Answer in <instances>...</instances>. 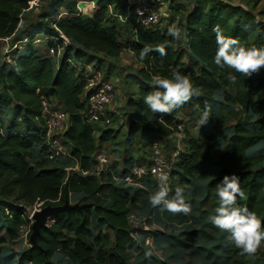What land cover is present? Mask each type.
Masks as SVG:
<instances>
[{
    "label": "trees",
    "instance_id": "1",
    "mask_svg": "<svg viewBox=\"0 0 264 264\" xmlns=\"http://www.w3.org/2000/svg\"><path fill=\"white\" fill-rule=\"evenodd\" d=\"M32 1L0 0V43L16 36L25 13L32 11L29 9ZM89 1L95 4L91 13L83 12L78 0H50L40 15L28 21L27 34L22 36L25 41L16 42L23 44L22 48L15 46L1 65L0 218L3 219L6 240L0 236V247L7 240L16 241L24 227L28 235L31 234L32 221L25 214L26 206L36 202H41L42 208L62 206L68 203L71 194H81L79 204L82 208L54 215L47 227L40 228L37 246L30 245L20 255L21 262L130 264V248L148 249L145 239L150 234L143 229L146 225L139 223V228H134L132 221L144 219L146 224L157 223L162 215L161 206L156 207L148 218L138 216L131 206V196L118 192L112 185L116 181L125 184L122 181L124 176L134 165L142 163L124 161L120 175L110 170L99 175L90 174L95 155L100 151L99 143L110 141L111 134L105 127L85 123L81 115L86 105V65L95 64L94 69L100 70L102 58L116 59L125 51L140 66L138 73L144 80V84L138 86L137 99L128 98L126 101L129 109L127 134H137L140 143L150 137L174 135L180 112L181 106L171 113H153L144 103V97L157 87L154 75L170 77L172 71L187 75L195 89L187 105L200 112L206 106L230 105L241 113H250L235 123L223 149L215 150L211 145L191 140L187 152L180 154L173 163L169 183L174 176H179L180 184H190L200 163L215 160L219 171L211 185H216L225 175L236 174L243 192L242 197L237 196V203L255 212L264 225V152H249L260 143L264 150V97L258 98L264 88L262 68L245 76L227 66H217L213 59L217 48L215 26L218 25L225 36L238 39L242 46L259 48L264 46V22L250 9L225 0H167L173 13L169 22L161 28H147L134 22L122 44L118 24L124 25L113 15L125 14L124 3L119 10L115 0ZM246 1L256 7L262 0ZM177 22H181L184 49L178 47L177 38L169 32L172 27L178 28L177 24L174 25ZM38 35L48 39L47 52L34 48ZM157 45L165 46L166 55L161 56L155 50ZM60 48L62 56L55 67L56 52ZM145 48L150 50L141 59L140 53ZM50 50L55 53L50 54ZM185 57L193 60L196 66L184 65ZM109 75L106 72L103 79L107 80ZM232 76L236 79L233 80ZM229 81L233 83L234 93H225L223 101L211 102L216 92L229 86ZM43 99L52 107L59 106L69 116V126L62 135L69 149V156L64 159L50 161L46 158L42 141ZM9 111L13 121L7 128L4 117ZM255 116L258 117L256 128L252 129L248 125ZM16 123L20 125L16 126ZM208 137L212 139L211 135ZM155 138L149 142L159 141ZM75 166L78 171H65V168ZM82 172L89 174L82 175ZM218 203L217 198L209 215L214 214ZM169 219L175 222L173 218ZM186 222L195 223L184 219ZM210 223L209 220L207 227L213 226ZM202 233L196 241L201 242L199 248L206 256H213V264H226L231 258L232 264H245L243 259L247 253H242L235 245L227 251L229 255L224 249L210 251L215 247L210 246L212 241L206 232ZM193 241L192 237L188 242L177 239L174 246L182 251ZM180 250L176 251L181 254ZM172 262L170 256H165L160 264Z\"/></svg>",
    "mask_w": 264,
    "mask_h": 264
},
{
    "label": "rangeland",
    "instance_id": "2",
    "mask_svg": "<svg viewBox=\"0 0 264 264\" xmlns=\"http://www.w3.org/2000/svg\"><path fill=\"white\" fill-rule=\"evenodd\" d=\"M49 1L50 0H33L30 2L29 9H32V11L25 13L24 21L19 24V32L16 34V36L10 39H5V41L0 43V69L2 63L4 62V57H6L7 54L13 48H15V46H18V49L22 48L23 44L20 45L16 42L25 41L22 36L27 34L26 27L28 21L30 22L33 16L40 15L42 13L41 9L46 7ZM115 1L120 10L124 0ZM225 1L230 2L233 5H239L246 9H250L257 19L264 22V0H262L256 7H252V5L246 0ZM78 4L79 8L83 12L91 13V1L78 0ZM134 22V16H131L129 19V24L123 23L124 26L118 24L119 37L122 44L125 43V36L128 30H130V25H132ZM181 22H177L174 25L177 24L178 28H181ZM180 31L181 37L177 39L178 47L184 49L182 42V28ZM35 40L37 43H35L34 48L37 51L42 50V52H47L48 39H46L44 35H38ZM61 56L62 48L58 49L56 52L57 58L55 61V67L58 66ZM102 59L103 61L100 63V71L103 76L106 72L110 74L108 79L117 90V95L111 104L113 109L111 113H109L111 123L109 126L105 127L111 134L110 141L102 144L99 143V146L100 151L104 152L108 157V164L105 170H110L111 173L120 175L121 170L123 169L124 161L129 159L132 160V162L145 163L147 160H149V140L155 137H150L143 143H140L137 134H134L133 136L127 134L129 124V109L126 107V101L128 98L135 99L138 92V86L144 84V80L138 73L140 66L134 61L133 56L126 51L116 59L108 57H104ZM90 65V68L92 69L96 66L95 64ZM184 65L196 66V63L193 60H190L188 57H185ZM261 78L264 84V68H262ZM225 93H234L232 81H229L228 87L216 92L214 99L211 102L215 100L223 101ZM263 97L264 88L258 94V98ZM224 106L219 107L218 105H214V107H209L210 116L208 118V122L200 126L198 121L202 112L188 106L187 101L181 105L176 123L184 125L183 131L179 133L178 136L174 134L169 137L162 136L161 138H155L159 140L163 153L169 163L172 162L170 156L173 152H175V150H179V152L174 162L178 160L180 154L187 152L188 145L191 140L197 141L199 144H203L205 146L211 145L215 150H220L227 146L228 138L231 136V132L235 123L238 120H241L244 115H249L250 113L248 111L241 113L239 109L236 108L234 110L230 105ZM257 119V116L252 118L249 121L248 126L252 129L256 128ZM12 121V113L9 111L4 117V125L9 128L8 126ZM17 125H20V123H16V126ZM98 134L99 133H97L96 136ZM209 135L212 136V139L210 138L211 140L208 139ZM36 151L38 152V150ZM249 152L250 154H257L264 152V150L260 143L252 148ZM218 171L219 166L215 160L203 162L198 165L196 172L194 173L193 180L190 184H180L178 182L179 176H174V178L171 180V183H169L170 181L168 182L169 184L167 183V186L170 189L169 198L174 195L175 188L177 186H180L185 190L184 194L186 202L190 204L191 211L187 214L172 213L161 207L160 211L162 212V215L158 218L156 224H149L150 222H147L148 224H146L144 219H134L132 221L133 227L139 228V223L146 225L143 227V229L145 230V233L148 232L150 234V237L145 239V242H147L145 243V246H148L147 250H145L143 247L137 248L135 246L129 249V254L132 257L130 264H160L165 256H170V258L173 260L172 264H213L211 261L214 259L213 256H206V254H204V252H202V250L199 248L201 242L196 241L198 240L196 238H199L204 234L202 233L203 231L206 232L205 234L209 241H212L210 246L215 247L211 248L210 251L212 249H214V252L216 250L222 251L224 249L229 255V252L227 251L234 246V243L228 238L229 234L224 230L218 229L214 225L213 226L215 228L212 225L207 227V222L209 221V212L213 210L212 205L217 200L215 184L211 185V182H213L214 178L218 174ZM112 185L116 187L118 192H125L127 195L131 196V206L138 216L145 215L147 216L146 218H148V216H152L156 207H158H153L151 205L150 197L156 190H158L160 185L151 179L140 180L134 185L126 183L123 184L120 181L113 182ZM81 197V194H71L68 203L71 205H80L79 203ZM42 209V207H38L35 204L26 206L25 214L29 217V219H31V216L34 212L40 211ZM165 216H167L168 219ZM169 218H173L175 222H173V220L170 222ZM184 219H188L191 222L194 220L195 223H184ZM50 222L51 221L49 220L47 225L50 224ZM107 233L108 235L111 234L109 231ZM0 236L4 237L6 240L5 228L2 218H0ZM29 236L30 235H28L27 228L24 227L21 229L20 236L16 241L7 240L0 247V259L2 264H25L21 262L19 258L20 255L31 245L29 242ZM179 236L181 238H179ZM191 237L195 241L190 244V247H186L182 251L179 248H175L174 244L177 243V239L183 242H188V239ZM203 248L209 249L210 247L203 246ZM176 250H180L181 254ZM191 253H193V256ZM231 260L232 258L226 264H232ZM243 260L245 264H264V242L261 243L255 253L247 254ZM224 263L225 262H222L221 264ZM63 264L67 263L65 262Z\"/></svg>",
    "mask_w": 264,
    "mask_h": 264
},
{
    "label": "clouds",
    "instance_id": "3",
    "mask_svg": "<svg viewBox=\"0 0 264 264\" xmlns=\"http://www.w3.org/2000/svg\"><path fill=\"white\" fill-rule=\"evenodd\" d=\"M213 31L216 33L217 44L213 59L217 66L221 68L227 66L245 76H250L264 68V46L259 48L242 46L238 39L225 36L218 25ZM169 32L174 38L181 37L179 28L172 27ZM149 50L145 48L140 53V58L143 59ZM155 50L161 56L166 55L164 45H157ZM231 78L236 79L235 76ZM153 80L157 87L144 97V103L153 113H171L195 94L190 78L179 71H172L170 77L154 75ZM209 116L210 109L206 106L198 121L200 126L208 122ZM169 192V187L161 184L150 197L151 205L161 206L172 213L187 214L191 211L182 187L177 186L171 198ZM215 193L219 203L215 207L214 214H210L208 219L218 229L226 231L229 240L242 253H255L264 242V225L255 212L237 203V196H243L239 177L236 174L223 176L215 185Z\"/></svg>",
    "mask_w": 264,
    "mask_h": 264
},
{
    "label": "built area",
    "instance_id": "4",
    "mask_svg": "<svg viewBox=\"0 0 264 264\" xmlns=\"http://www.w3.org/2000/svg\"><path fill=\"white\" fill-rule=\"evenodd\" d=\"M124 15H113L122 23H129L131 16L135 22L147 28H161L166 22L171 20L173 15L167 0H124ZM92 8L95 4L92 2ZM50 53H53L50 50ZM86 65L85 93L86 105L81 112L85 123L99 127L109 126L111 118L109 113L112 111V102L116 98L117 90L109 79L104 80L100 70L90 68ZM41 114L44 120L42 141L45 146L46 158L50 161H57L69 156V149L62 139V135L69 126V116L59 106L52 107L45 99L41 102ZM183 124H177L174 133L178 136L183 131ZM150 157L142 164H136L130 173L122 179L124 183L134 185L140 180L151 179L155 183L167 184L170 181V173L174 160L179 152L175 150L170 156L171 163L165 157L162 146L157 140L149 142ZM95 164L92 166L90 174L99 175L106 171L108 164L107 155L98 151L95 155ZM78 171V167L65 168ZM82 172V175L89 174ZM41 202H36V206H41ZM147 243V242H145Z\"/></svg>",
    "mask_w": 264,
    "mask_h": 264
},
{
    "label": "water",
    "instance_id": "5",
    "mask_svg": "<svg viewBox=\"0 0 264 264\" xmlns=\"http://www.w3.org/2000/svg\"><path fill=\"white\" fill-rule=\"evenodd\" d=\"M82 206L80 205H71L65 203L62 206H46L40 211H36L31 216V234L29 236V242L31 246H37L36 238L39 235L41 227H47V222L59 212L69 211V210H80Z\"/></svg>",
    "mask_w": 264,
    "mask_h": 264
},
{
    "label": "crops",
    "instance_id": "6",
    "mask_svg": "<svg viewBox=\"0 0 264 264\" xmlns=\"http://www.w3.org/2000/svg\"><path fill=\"white\" fill-rule=\"evenodd\" d=\"M232 4V3H231ZM156 224V223H155Z\"/></svg>",
    "mask_w": 264,
    "mask_h": 264
},
{
    "label": "bare ground",
    "instance_id": "7",
    "mask_svg": "<svg viewBox=\"0 0 264 264\" xmlns=\"http://www.w3.org/2000/svg\"><path fill=\"white\" fill-rule=\"evenodd\" d=\"M52 219V218H51Z\"/></svg>",
    "mask_w": 264,
    "mask_h": 264
}]
</instances>
